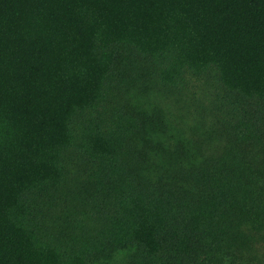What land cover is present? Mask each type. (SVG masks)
<instances>
[{"label": "trees", "instance_id": "16d2710c", "mask_svg": "<svg viewBox=\"0 0 264 264\" xmlns=\"http://www.w3.org/2000/svg\"><path fill=\"white\" fill-rule=\"evenodd\" d=\"M264 264V0H0V264Z\"/></svg>", "mask_w": 264, "mask_h": 264}, {"label": "rangeland", "instance_id": "374dc122", "mask_svg": "<svg viewBox=\"0 0 264 264\" xmlns=\"http://www.w3.org/2000/svg\"><path fill=\"white\" fill-rule=\"evenodd\" d=\"M243 264H245V263H243ZM249 264H251V263H249Z\"/></svg>", "mask_w": 264, "mask_h": 264}]
</instances>
